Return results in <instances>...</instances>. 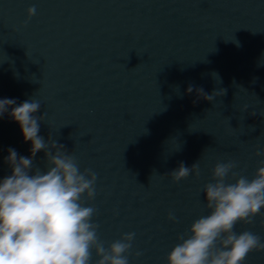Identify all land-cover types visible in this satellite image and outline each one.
Returning <instances> with one entry per match:
<instances>
[{
	"label": "water",
	"instance_id": "obj_1",
	"mask_svg": "<svg viewBox=\"0 0 264 264\" xmlns=\"http://www.w3.org/2000/svg\"><path fill=\"white\" fill-rule=\"evenodd\" d=\"M3 98L38 100L39 135L97 173L85 203L105 247L134 232L129 264H168L177 237L208 214L215 164L234 160L251 179L264 160V0H0ZM9 148L31 155L5 113L0 179ZM181 162L200 175L173 182ZM34 165L46 170L44 151ZM234 230L264 242V209ZM244 264H264V251Z\"/></svg>",
	"mask_w": 264,
	"mask_h": 264
},
{
	"label": "clouds",
	"instance_id": "obj_2",
	"mask_svg": "<svg viewBox=\"0 0 264 264\" xmlns=\"http://www.w3.org/2000/svg\"><path fill=\"white\" fill-rule=\"evenodd\" d=\"M35 14V6L27 9L29 19ZM192 90L189 87L188 92ZM196 92L208 101L215 93ZM40 107L34 98L19 105L15 99H0V117L8 113L20 125L25 142H31L30 156L9 148L5 158L11 174L0 179V264H129L135 233H124L105 247L93 219L97 210L85 203L96 197L97 173L81 170L74 153L39 135L40 122L45 120V114L35 115ZM40 151L46 170L34 165ZM256 155L264 157V148ZM260 163L251 179L234 171V160L215 164L212 180L203 189L208 214L177 237L168 264H244L250 253L264 251L259 235L234 230L238 223H253L264 209V160ZM192 173L200 175L198 162L191 167L181 162L166 175L179 182ZM169 219H175L171 212Z\"/></svg>",
	"mask_w": 264,
	"mask_h": 264
}]
</instances>
